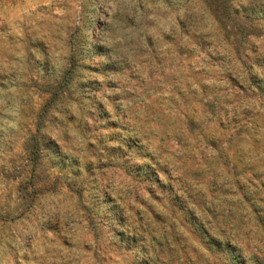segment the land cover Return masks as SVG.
Instances as JSON below:
<instances>
[{"label":"rangeland","instance_id":"1","mask_svg":"<svg viewBox=\"0 0 264 264\" xmlns=\"http://www.w3.org/2000/svg\"><path fill=\"white\" fill-rule=\"evenodd\" d=\"M0 264H264V0H0Z\"/></svg>","mask_w":264,"mask_h":264}]
</instances>
